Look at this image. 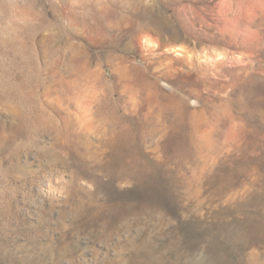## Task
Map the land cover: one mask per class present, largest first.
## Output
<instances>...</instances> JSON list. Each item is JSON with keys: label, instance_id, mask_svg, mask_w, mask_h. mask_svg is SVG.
Segmentation results:
<instances>
[{"label": "rangeland", "instance_id": "obj_1", "mask_svg": "<svg viewBox=\"0 0 264 264\" xmlns=\"http://www.w3.org/2000/svg\"><path fill=\"white\" fill-rule=\"evenodd\" d=\"M0 264H264V0H0Z\"/></svg>", "mask_w": 264, "mask_h": 264}]
</instances>
